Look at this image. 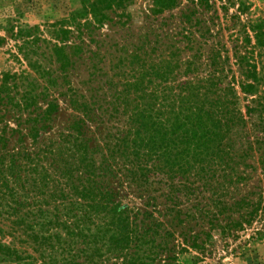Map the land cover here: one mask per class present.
<instances>
[{
    "label": "trees",
    "instance_id": "1",
    "mask_svg": "<svg viewBox=\"0 0 264 264\" xmlns=\"http://www.w3.org/2000/svg\"><path fill=\"white\" fill-rule=\"evenodd\" d=\"M125 1L83 0L79 16L64 21L75 23L80 33L79 17L90 14L100 24L108 19L106 6ZM175 3L155 0L152 14ZM190 15L185 24L192 25ZM50 27V39L37 25L9 27L29 69L0 77V260L170 264L176 229L180 250H203L212 230L229 236L259 216L264 210V76L246 55L234 52L241 76L235 77L229 57L212 49L201 75V47L186 25L155 33L153 45H119L106 79L101 66L91 65L88 83L96 86L90 85L88 101L80 100L70 83L58 93L69 99L71 120L56 137L43 138L58 111L52 93L59 77L52 63L61 71L72 65L65 44L70 29L57 22ZM260 38L255 29L256 44ZM180 40L186 41L182 47ZM69 48L81 51V46ZM185 49L193 50L187 58ZM179 75L184 79L178 81ZM236 86L254 96L244 110ZM39 98L44 108L37 106ZM11 119L18 129L9 126ZM23 124H29L28 134ZM123 189L144 198L145 209L123 205ZM262 233L255 232V238Z\"/></svg>",
    "mask_w": 264,
    "mask_h": 264
},
{
    "label": "rangeland",
    "instance_id": "2",
    "mask_svg": "<svg viewBox=\"0 0 264 264\" xmlns=\"http://www.w3.org/2000/svg\"><path fill=\"white\" fill-rule=\"evenodd\" d=\"M154 2L155 0H127L120 6H106L104 13L108 19L100 24L94 23L90 14L86 15V18L79 17L77 19L81 23L79 33L75 23H65L64 20H68L74 14L79 16L83 11V0H0V77L4 72L29 69L22 55L17 53L18 40L14 39L9 31L12 25L15 28L14 31L17 27L37 25L43 36L50 39L47 33L51 29L50 25L56 22L65 24L71 31L65 42L66 46H81L79 53L72 48H66V52L71 55L72 65L64 71L59 70L57 62L52 63V68L59 77V87L52 93L58 105V111L51 116V130L42 134L41 137H56V134L63 131L70 122L73 110L69 99L67 96L58 94L66 92L68 83L76 91L75 94L80 96V100L88 101L90 85L96 86L95 82L88 83L93 63L98 64L105 71L104 76L101 77L104 80L113 73L110 69L112 65L110 60H115L114 58L121 53L117 51L119 45L124 44L129 49L133 44L139 45L143 42L153 45L155 33L168 28L175 27L174 30L177 31L184 25L191 27L196 39L194 44L201 47L200 62L203 65L199 69V74L204 75L207 72L204 63L210 51L221 48L222 56L229 57L228 62L232 70L230 75L241 77L238 66L234 64L236 51L241 56L246 55L256 65L257 72L264 76V0H203L202 2L176 0L171 9L166 8L160 14L153 15L151 10ZM189 12H191L192 25L183 22L184 16ZM166 18L169 21H165ZM195 21H199L200 25L194 23ZM255 29L261 33L259 44H256ZM180 41L178 45L184 46L186 41ZM42 45L43 48L44 43ZM191 53L193 50L185 49L182 57L187 58ZM64 76H67L66 80L63 79ZM31 77H34L33 72ZM183 79L184 76H178V81ZM40 82L44 84L42 79ZM236 89L239 106L244 110V104H252L250 99L254 96L243 94L237 86ZM37 106L44 108L46 102L39 98ZM26 113L24 112L23 119L26 118ZM16 123L17 121L13 119L8 121L11 128L18 129ZM86 125L88 127V122ZM28 126L29 124L20 125L23 133L28 134ZM17 137L15 133L10 146ZM30 140L29 137L26 138L27 144ZM262 190L264 193V187ZM246 191L245 189L242 193ZM119 199L123 205L141 211L145 209L144 198H139L134 191L123 189ZM151 209L152 207L148 208V210ZM191 225L193 226V223ZM199 230L198 226L193 227L194 232ZM257 231L263 233L262 236L255 238ZM175 232V240L171 242L175 244V254L170 264H264V210L250 225H245L243 229L237 230L232 235L222 236L219 231L212 230L211 237L205 243L203 250L188 247L180 250L178 245L181 244L182 237L178 236L179 229ZM165 257L164 253L161 258ZM0 264L15 263L10 260H0Z\"/></svg>",
    "mask_w": 264,
    "mask_h": 264
}]
</instances>
